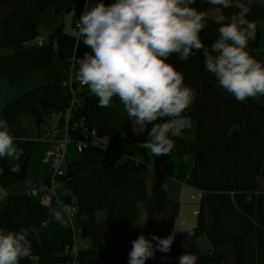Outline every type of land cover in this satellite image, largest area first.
Instances as JSON below:
<instances>
[{
    "label": "trees",
    "instance_id": "trees-1",
    "mask_svg": "<svg viewBox=\"0 0 264 264\" xmlns=\"http://www.w3.org/2000/svg\"><path fill=\"white\" fill-rule=\"evenodd\" d=\"M85 2L0 0V49L11 48L0 56V80L47 70L45 83L8 101L0 110V119L7 121L10 133L18 138L15 144L21 153L19 158H0V185L3 187L19 182H28L31 186L49 181L50 175L40 183L29 179V162L35 144L41 139L35 141L17 121L38 111L34 121L38 124L50 113L63 111L69 105L72 93L62 82L72 59L77 62L85 52L91 51L83 45L77 28ZM96 2L87 0V6L90 8ZM114 2L104 0L106 5ZM192 7L207 15L206 27L200 33L206 48L219 36L220 25L210 11L219 10L225 17L238 11L213 6L208 0H196ZM250 7L247 19L256 24V36L249 41L246 50L264 63L260 54L264 0H253ZM66 12L73 14L74 31L65 30L63 22L54 23L55 28L47 35L45 44L34 43L38 35H42L40 24L46 14L55 19ZM167 62L183 75L184 84L197 94L184 113L192 119L193 127L173 138L175 155L180 159L177 179L202 195L193 234L187 235L175 227L180 201L172 199L160 181L152 185L147 181V149L139 147V143L148 138L151 125L145 126L144 136L139 135L118 97H113L111 107H100L88 86L80 85L77 97L82 100L74 119L84 117L85 124L97 130V135L87 139L89 143L81 152L71 146L64 172L58 177V196L68 206L77 207L73 217L81 238L79 250L76 255L67 250L74 245L68 217L65 216L63 225L53 217V213L62 208L55 204L44 206L40 195L29 194V188L10 194L0 207V229L5 232L27 229L29 232L32 252L22 258L20 264H128L133 239L141 233L148 238L150 233L165 238L174 227L177 233L171 250L155 252L165 259H149L145 264L178 262V257L185 252L199 256L202 264H264V95L237 102L219 85L214 74L206 71L202 51L186 61L173 54ZM119 134H125L130 144V151H126L122 161H116V156L107 149L109 144L102 140L104 136ZM71 136L86 138L75 131ZM190 153L195 155L196 162L188 170L183 156ZM15 165L17 169H13ZM62 180L66 181L65 192H60ZM142 210L147 216L144 232L138 225ZM99 211L106 213V220L97 216ZM53 222L49 234L45 228ZM107 236L118 238L116 245H109ZM204 236L211 243V249L205 252L198 243Z\"/></svg>",
    "mask_w": 264,
    "mask_h": 264
},
{
    "label": "clouds",
    "instance_id": "clouds-1",
    "mask_svg": "<svg viewBox=\"0 0 264 264\" xmlns=\"http://www.w3.org/2000/svg\"><path fill=\"white\" fill-rule=\"evenodd\" d=\"M196 0H104L90 8L85 2L77 24L83 45L90 49L77 61L78 78L98 98L100 107H111L118 97L130 120L151 125L148 138L139 147L159 157L171 154L173 138L191 124L184 115L196 93L184 84L183 75L167 60L177 54L181 60L201 52L206 71L214 74L219 85L237 102L264 95V63L246 50L256 36V24L247 19L253 0H208L213 6L238 11L230 17L219 16L218 38L206 48L200 38L207 15L192 7ZM224 21H227L226 23ZM20 150L6 120L0 119V158H19ZM71 206L53 213L56 221L66 223ZM183 232L193 234L190 225ZM174 229L165 238L141 233L132 240L128 264H145L155 252L168 253L176 236ZM27 229H0V264H20L31 255ZM179 264H197V257L185 252Z\"/></svg>",
    "mask_w": 264,
    "mask_h": 264
},
{
    "label": "rangeland",
    "instance_id": "rangeland-1",
    "mask_svg": "<svg viewBox=\"0 0 264 264\" xmlns=\"http://www.w3.org/2000/svg\"><path fill=\"white\" fill-rule=\"evenodd\" d=\"M48 13V10H46ZM46 14V13H45ZM210 15L211 17H219L221 16L219 10H215V11H210ZM47 17H43L42 19V23L40 24V29L45 30L46 28H48L49 30L56 24L59 23H64L65 24V30L72 32L74 31V27L72 24V18H73V14L70 12H66L65 15L62 16H58L55 19L53 18V16H49L46 14ZM11 51V48L9 47H2V49H0V56H2V54L8 53ZM79 67V64L77 65ZM31 75V76H28ZM47 70H41V71H35L34 73H26L25 75H21V76H17V78H14L12 80L3 78L2 80H0V110L5 106V104L8 103V101L14 99L17 96L23 95L25 94V92L36 88V86L41 85L43 83L46 82L47 78ZM257 97V96H256ZM38 115V111L36 112H32L27 114L26 116H23L22 118H20L17 122L20 124L19 127L20 128H24L23 130H25V133L27 134H31L32 138H40L41 140H44L46 137V134H48L49 130L47 129L49 127V122H45V121H41V123H39L38 125H34L35 124V119ZM54 120V119H53ZM133 121L135 122V120L133 119ZM145 127V125H144ZM136 128V132L139 134L141 133V128H139L138 125H135ZM189 128V127H188ZM190 129V128H189ZM48 130V131H47ZM102 140H104L106 142V144L108 142H114V140H116L117 143H119L120 147L122 149H124L126 147V145L130 146V144H128V141L126 139L125 134H119L116 137H112V136H104L102 138ZM112 146L114 150L113 157L116 156L117 161H119L120 159L125 160L126 158V150L125 152L123 150H121L117 144L113 143ZM43 143L42 141H38L37 144H35L34 149H33V155L31 157L30 160V169H29V179H41L44 177V174L46 173V170L48 169L47 165H44V163L42 162V158L43 155ZM130 149V148H129ZM174 152V151H173ZM169 155V154H168ZM168 155H165V159H166V164L164 165V163L162 164V162H158L155 165V162L153 161L154 164L151 163V165L149 166V168L147 169V173H150V175H152V170H150L151 168L154 170H157L158 173H175L174 169H172L173 167L170 165V161L167 158ZM152 157H154L152 155ZM189 157V158H188ZM119 158V160H118ZM177 158V157H176ZM184 158V162L185 165L187 167L188 170H190L191 167H193V165L196 162V158L195 155L193 153L190 154H186L183 156ZM191 158V159H190ZM179 160V159H178ZM161 164V165H160ZM164 165V166H163ZM178 166H177V170H176V174L178 173ZM155 172V171H154ZM155 174V173H154ZM173 179L175 180V178L173 177ZM170 183V195L175 196L177 193H179V187L178 185H176V183L169 181L168 184ZM184 183L185 187L182 188L183 191L180 192L179 194V200L180 201V209H179V214L177 216V219L175 221L176 225V229L177 230H182L185 228L186 225H190L191 227L195 226L197 224V217H198V213L197 211L200 208L201 205V193L199 190H196L194 187H190L188 186V184ZM26 182H19V185L14 184V186H16V191L18 192V190H22L25 188L26 186ZM11 186V185H9ZM164 186H168V185H164ZM19 187V188H18ZM0 188L2 189L1 192L4 193L5 189L3 187L0 186ZM67 190V185H66V181L62 180L60 182V192H65ZM0 192V193H1ZM100 212V211H99ZM53 223L50 224V227L45 228L47 229L46 231L51 234V231L53 230ZM114 241V240H113ZM115 242V241H114ZM117 242H118V238H117ZM115 244V243H114Z\"/></svg>",
    "mask_w": 264,
    "mask_h": 264
},
{
    "label": "built area",
    "instance_id": "built-area-1",
    "mask_svg": "<svg viewBox=\"0 0 264 264\" xmlns=\"http://www.w3.org/2000/svg\"><path fill=\"white\" fill-rule=\"evenodd\" d=\"M78 24V22H77ZM47 37L43 35H38V37L34 40L39 46L45 44ZM72 63L70 64V69L68 70V74L66 75V79L63 80V86L69 88L72 93L71 100L69 105L63 110L59 112L50 113L45 121H51L55 117H62V123L59 126H55L49 129V134L47 136V140L51 143L49 149L44 152L43 162L49 165V181L48 183L40 184V185H31L29 186V194L40 195L41 203L46 207H51L52 204H55L57 207L63 208L64 206H68L64 203L60 196H58V177L62 176L64 172L65 163L68 160V154L71 146L73 145L78 152H81L83 148L89 143L87 139L92 135H97V130L94 128L90 129L86 124L84 117H80L79 119H74L75 111L77 110V106L80 104L82 100L80 97H77L78 92L80 91V85H82L78 78V69L76 66L75 58L72 59ZM84 86V85H83ZM191 121L189 128L193 127V122L190 117H188ZM186 128L184 130H188ZM75 131V133H81L85 135L86 138H72L71 134ZM183 131V130H182ZM18 139V138H17ZM15 139V141L17 140ZM27 139V138H26ZM25 139V140H26ZM35 141H38L37 138H34ZM107 149L114 153L112 146H108ZM113 159V157H112ZM18 166L15 165L13 169H17ZM72 214L68 219L70 221L71 228L73 230V238L74 245L71 250L76 255L78 249V243L80 236L78 235V228L74 225V213L77 210L76 206H71ZM46 224V223H44Z\"/></svg>",
    "mask_w": 264,
    "mask_h": 264
},
{
    "label": "crops",
    "instance_id": "crops-1",
    "mask_svg": "<svg viewBox=\"0 0 264 264\" xmlns=\"http://www.w3.org/2000/svg\"><path fill=\"white\" fill-rule=\"evenodd\" d=\"M51 14V13H50ZM260 26H261V35L263 36V38H262V45H261V49H260V54H261V58L263 59V61H264V19H262L261 21H260ZM54 28H55V26H53L50 30L48 29V28H46L45 30H42V29H40V31H41V34L42 35H48L50 32H52V30H54ZM28 76H31V75H28ZM47 77V76H46ZM63 121H62V117H59V118H54V120L52 119L51 121H49V127L47 128L48 130L51 128V127H54V126H59V124H61ZM39 124V123H38ZM37 123H35L34 125L36 126V125H38ZM135 125H138L139 126V128H141V133H139V135H141V136H144L145 135V130H146V128L144 127V125H140V124H138V123H136V122H134L133 121V127H134V129L136 130V128H135ZM47 130V131H48ZM49 134V133H48ZM48 134H46V137L45 138H47V136H48ZM40 141H42V143H43V145H44V147H43V152L46 150V149H48L49 148V146H50V144L51 143H49V141L47 140V139H44V140H40ZM128 141V140H127ZM113 144V143H115V144H117V146L121 149V150H126L127 152H129L130 150H129V147L130 146H128V145H126V147L124 148V149H122L121 147H120V145H119V143H117L116 142V140H114V142H108V144L110 145V144ZM129 144V143H128ZM174 151V149L172 150V152H171V154H169L168 156H167V158L170 160L171 159V161H170V165L173 167L172 169H174V172L175 173H166V174H164V173H158L157 172V170H154V169H150V170H152V175H150V173H147V181L149 182V184L150 185H152L153 183H155V182H161L163 185H168L167 187H166V189H167V191H169V196L172 198V199H177V200H179V194H180V192L181 191H183L182 190V188L183 187H185L184 185V183H182L183 181H181V180H178L177 179V174H176V170H177V166H178V168H179V164H180V159L178 160V158H176V155H175V151ZM43 152H42V154H43ZM189 158V157H188ZM146 159L148 160V162H149V166L151 165V163L152 164H154L153 163V161L155 162V165L158 163V162H162V164L164 163V165L166 164V159H165V155H162V156H159V157H152V155H150V153H149V150L147 149V154H146ZM184 159V158H183ZM191 159V158H190ZM118 160H119V158H118ZM123 160V159H122ZM121 159L119 160V161H122ZM116 161H117V158H116ZM42 162H43V158H42ZM30 163V162H29ZM44 163V162H43ZM44 165H47L48 166V164H45L44 163ZM161 165V164H160ZM163 165V166H164ZM149 166H148V168H149ZM29 169H30V165H29ZM179 170V169H178ZM155 171V172H154ZM155 173V174H154ZM47 176H48V169L46 170V173L44 174V177L43 178H41L40 180L37 178V179H30V180H32V181H36V182H38V183H40V182H44L45 180H46V178H47ZM173 177L175 178V180L173 179ZM169 181H172V182H174V183H176V185H178V189H179V193H177L175 196H172V195H170V183L168 184V182ZM30 182V181H29ZM27 184H26V186H25V188L24 189H22V190H18V192H15L16 191V186H14V185H11V186H8V187H3V186H1V187H3L4 189H5V192L4 193H2L1 192V188H0V207L4 204V202L7 200L6 198L10 195V194H16V193H19L20 191H27L30 187H29V185H28V182H26ZM17 185H19V184H17ZM19 188V187H18ZM15 190V191H14ZM141 214H142V216H141V218H140V220H139V229H140V231H142V232H144L145 230H146V228H147V216H146V214L144 213V211L142 210V212H141ZM97 216L99 217V218H101V219H103V220H106V217H107V215H106V213L105 212H103V211H100V212H97ZM115 242H114V241ZM106 241H107V243H109V245H116V243H117V238L116 237H112V236H107V239H106ZM115 243V244H114ZM198 243L200 244V247H201V250L203 251V252H205V251H207V250H209V249H211V243H209V240L207 239V237L206 236H204V237H202V238H200L199 240H198ZM197 257V264H202L201 263V259H200V257L199 256H196ZM165 259V256L164 255H162V254H156V255H154V258H152L153 260H162V259ZM170 264H179V261L178 262H173V263H170Z\"/></svg>",
    "mask_w": 264,
    "mask_h": 264
}]
</instances>
